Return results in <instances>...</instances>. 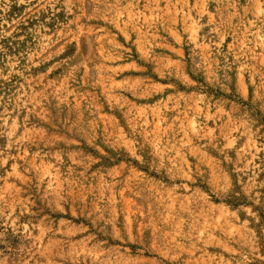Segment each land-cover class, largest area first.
I'll list each match as a JSON object with an SVG mask.
<instances>
[{
  "label": "rangeland",
  "instance_id": "1",
  "mask_svg": "<svg viewBox=\"0 0 264 264\" xmlns=\"http://www.w3.org/2000/svg\"><path fill=\"white\" fill-rule=\"evenodd\" d=\"M0 264H264V0H0Z\"/></svg>",
  "mask_w": 264,
  "mask_h": 264
}]
</instances>
